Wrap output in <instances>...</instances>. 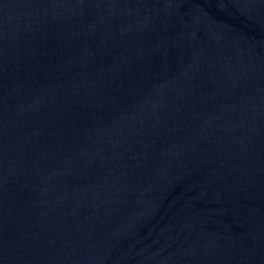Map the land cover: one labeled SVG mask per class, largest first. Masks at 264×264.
<instances>
[{
	"label": "water",
	"instance_id": "water-1",
	"mask_svg": "<svg viewBox=\"0 0 264 264\" xmlns=\"http://www.w3.org/2000/svg\"><path fill=\"white\" fill-rule=\"evenodd\" d=\"M0 264H264V0H0Z\"/></svg>",
	"mask_w": 264,
	"mask_h": 264
}]
</instances>
